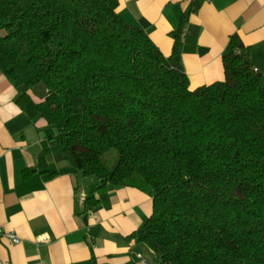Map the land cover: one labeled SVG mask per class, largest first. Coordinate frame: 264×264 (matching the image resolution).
I'll return each mask as SVG.
<instances>
[{
  "label": "trees",
  "instance_id": "trees-1",
  "mask_svg": "<svg viewBox=\"0 0 264 264\" xmlns=\"http://www.w3.org/2000/svg\"><path fill=\"white\" fill-rule=\"evenodd\" d=\"M119 0H0V70L16 102L55 127L59 157L151 212L127 236L157 264H264V71L229 34L224 75L192 85L181 55L191 1L164 53ZM25 167L28 175L43 167ZM43 169V168H42Z\"/></svg>",
  "mask_w": 264,
  "mask_h": 264
},
{
  "label": "crops",
  "instance_id": "crops-1",
  "mask_svg": "<svg viewBox=\"0 0 264 264\" xmlns=\"http://www.w3.org/2000/svg\"><path fill=\"white\" fill-rule=\"evenodd\" d=\"M192 0H119L118 12L140 25L168 53L171 30ZM188 14L181 55L192 85L224 75L222 54L231 32L252 44L251 57L264 71V0H196ZM17 88L0 70V255L9 264H157L154 252L129 237L151 212V197L134 186L110 189L88 211L84 197L98 179L59 157L51 128L15 100ZM43 167L23 175L37 164ZM43 168V169H42ZM14 232L15 241L7 232Z\"/></svg>",
  "mask_w": 264,
  "mask_h": 264
},
{
  "label": "built area",
  "instance_id": "built-area-1",
  "mask_svg": "<svg viewBox=\"0 0 264 264\" xmlns=\"http://www.w3.org/2000/svg\"><path fill=\"white\" fill-rule=\"evenodd\" d=\"M5 231L3 228L0 226V236L4 233ZM9 236H11L15 241H19L20 238L12 231L7 232ZM138 258L135 260L134 264H144L145 260L141 258V254H137ZM0 264H9L7 263L0 255Z\"/></svg>",
  "mask_w": 264,
  "mask_h": 264
},
{
  "label": "rangeland",
  "instance_id": "rangeland-1",
  "mask_svg": "<svg viewBox=\"0 0 264 264\" xmlns=\"http://www.w3.org/2000/svg\"><path fill=\"white\" fill-rule=\"evenodd\" d=\"M49 125L51 126V128H53V129L55 128L53 125H51V124H49ZM90 176L93 177V175H90Z\"/></svg>",
  "mask_w": 264,
  "mask_h": 264
}]
</instances>
